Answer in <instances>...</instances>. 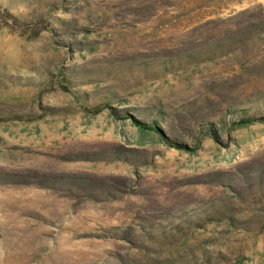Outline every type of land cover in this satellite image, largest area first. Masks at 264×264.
Segmentation results:
<instances>
[{"label": "rangeland", "instance_id": "obj_1", "mask_svg": "<svg viewBox=\"0 0 264 264\" xmlns=\"http://www.w3.org/2000/svg\"><path fill=\"white\" fill-rule=\"evenodd\" d=\"M263 114L264 0H0V264H264Z\"/></svg>", "mask_w": 264, "mask_h": 264}, {"label": "trees", "instance_id": "obj_2", "mask_svg": "<svg viewBox=\"0 0 264 264\" xmlns=\"http://www.w3.org/2000/svg\"><path fill=\"white\" fill-rule=\"evenodd\" d=\"M247 112V111H246ZM240 122H250V121H261V120H264V114L263 115H260V116H248V115H245V116H242ZM140 127H143V128H149V127H154V124H146L140 120H136L135 121Z\"/></svg>", "mask_w": 264, "mask_h": 264}]
</instances>
